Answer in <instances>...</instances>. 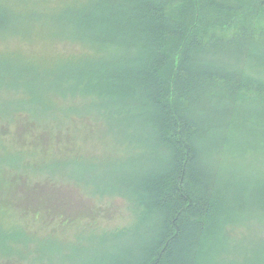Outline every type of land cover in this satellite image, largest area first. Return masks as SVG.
I'll return each instance as SVG.
<instances>
[{"label":"trees","instance_id":"1","mask_svg":"<svg viewBox=\"0 0 264 264\" xmlns=\"http://www.w3.org/2000/svg\"><path fill=\"white\" fill-rule=\"evenodd\" d=\"M243 6L62 0L58 7L62 34L94 53L86 72L63 73L70 82L63 94L105 101L137 151L104 191L125 197L137 218L112 233L121 240L112 264H264V24ZM212 9L244 16L232 30L211 29L204 13ZM49 210L37 221L64 215ZM4 224L0 264H30L16 243L37 239Z\"/></svg>","mask_w":264,"mask_h":264},{"label":"rangeland","instance_id":"2","mask_svg":"<svg viewBox=\"0 0 264 264\" xmlns=\"http://www.w3.org/2000/svg\"><path fill=\"white\" fill-rule=\"evenodd\" d=\"M223 1L243 2L244 12L264 24L263 0ZM0 3V220L4 228L19 226L35 236L16 243L30 264H98L100 258L112 264V249L121 244L112 233L137 218L125 197L104 191L137 151L105 101L63 94L70 83L63 73L86 72L94 53L62 34L56 13L62 0ZM243 16L204 13L209 28L221 31ZM25 207L28 212H20ZM49 209L64 215L38 222Z\"/></svg>","mask_w":264,"mask_h":264}]
</instances>
